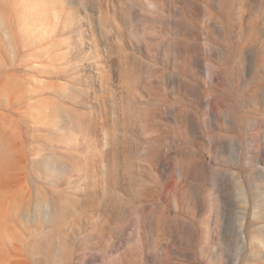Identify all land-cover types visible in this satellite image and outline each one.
<instances>
[{"label": "rangeland", "instance_id": "1", "mask_svg": "<svg viewBox=\"0 0 264 264\" xmlns=\"http://www.w3.org/2000/svg\"><path fill=\"white\" fill-rule=\"evenodd\" d=\"M0 264H264V0H0Z\"/></svg>", "mask_w": 264, "mask_h": 264}]
</instances>
